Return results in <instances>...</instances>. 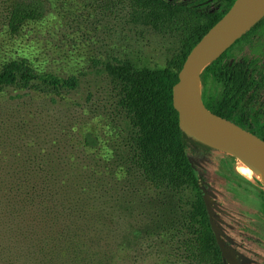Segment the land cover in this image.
<instances>
[{
	"label": "trees",
	"instance_id": "trees-1",
	"mask_svg": "<svg viewBox=\"0 0 264 264\" xmlns=\"http://www.w3.org/2000/svg\"><path fill=\"white\" fill-rule=\"evenodd\" d=\"M207 2L128 0L132 20L173 34L178 51L165 66L106 62L111 128L102 138L88 131L82 145L71 146L75 154L61 146L63 138L50 147L46 141L35 149L6 151L3 159L11 164L0 169V203L14 222L25 221L32 239L25 264H124L126 255L133 262L226 264L201 191L206 179L193 161L218 149L186 133L173 105V86L187 55L235 0H216L221 8L213 13ZM49 6L50 0H0L13 36L43 19ZM242 40L264 53V18L232 46ZM227 51L204 69L203 84L209 72L218 74ZM80 85L79 76L40 70L26 57L0 66V94H43L56 103ZM250 131L264 139V127ZM107 139L113 153H100Z\"/></svg>",
	"mask_w": 264,
	"mask_h": 264
},
{
	"label": "rangeland",
	"instance_id": "rangeland-1",
	"mask_svg": "<svg viewBox=\"0 0 264 264\" xmlns=\"http://www.w3.org/2000/svg\"><path fill=\"white\" fill-rule=\"evenodd\" d=\"M230 47L226 54L234 61L263 59L253 53L252 45L245 40ZM178 48L179 41L173 34L134 22L128 0H50L45 17L29 22L14 36L8 32L0 7V66L11 59L26 57L40 70L65 77L77 75L81 79L77 91L56 103L43 94L14 90L0 94V169L11 164L3 159L7 157L6 151L35 149L46 141L45 147H50L55 140L61 144L63 138L61 146L75 154L77 147L71 146H80L88 131L101 138L107 135L111 128L106 109L111 86L103 70L105 63L132 59L151 67L165 66ZM220 66L224 67L222 63ZM222 83L231 84L228 78L221 79L218 74L214 77L209 72L205 84L202 83L203 100L213 104L223 90ZM260 97L264 100V91ZM30 137L31 146L27 145ZM64 139L69 143H64ZM112 150L107 139L106 146L97 151L111 154ZM236 160V156L221 150L193 156L199 175L206 179L213 207L224 220L220 225L225 241L235 242L228 246L235 261L227 264H239L240 256H246V264H250V253L263 264L264 184L239 174ZM109 195L112 196V190ZM31 241L25 221L14 222L5 204L0 203V264H25ZM124 264H159V261L154 258L133 262L126 255Z\"/></svg>",
	"mask_w": 264,
	"mask_h": 264
},
{
	"label": "water",
	"instance_id": "water-1",
	"mask_svg": "<svg viewBox=\"0 0 264 264\" xmlns=\"http://www.w3.org/2000/svg\"><path fill=\"white\" fill-rule=\"evenodd\" d=\"M262 18L264 0H235L187 55L173 86V105L179 114L180 126L189 135L237 158L248 157L264 165V139L208 108L202 98L201 80L204 69ZM201 191L222 254L227 261L234 262L214 219L212 196L206 185L201 186Z\"/></svg>",
	"mask_w": 264,
	"mask_h": 264
},
{
	"label": "flooded vegetation",
	"instance_id": "flooded-vegetation-1",
	"mask_svg": "<svg viewBox=\"0 0 264 264\" xmlns=\"http://www.w3.org/2000/svg\"><path fill=\"white\" fill-rule=\"evenodd\" d=\"M207 1L204 7H206L210 13L216 12L221 8L216 0ZM248 43L250 45V40ZM253 53L263 57V59L257 62L245 59L234 61L233 58H229V53L225 55L222 64L224 66V64L228 62L229 67L224 66L222 68L220 66L218 75H220L221 79L230 78L232 81L229 85L222 83L223 90H221L215 98L212 106L219 115L229 120L231 119V121L237 123L246 130L250 131L251 128H254L260 131L264 127V100L260 97V93L264 91V53ZM226 86L227 89L225 88ZM261 198L262 212L264 214L263 194ZM214 214H216L214 218L220 229V236L225 241L226 235L223 234L224 228L220 225L224 220L221 218V215H219V211L215 208ZM225 243L227 246L235 245L233 240H226ZM240 257V260H238L239 264H246L247 257ZM227 263L228 261L226 259V264ZM250 264L262 263L254 257L253 253H250Z\"/></svg>",
	"mask_w": 264,
	"mask_h": 264
},
{
	"label": "bare ground",
	"instance_id": "bare-ground-1",
	"mask_svg": "<svg viewBox=\"0 0 264 264\" xmlns=\"http://www.w3.org/2000/svg\"><path fill=\"white\" fill-rule=\"evenodd\" d=\"M197 92H200L199 86ZM235 169L245 178L250 180H260L264 183V165L255 162L248 157L237 158Z\"/></svg>",
	"mask_w": 264,
	"mask_h": 264
}]
</instances>
